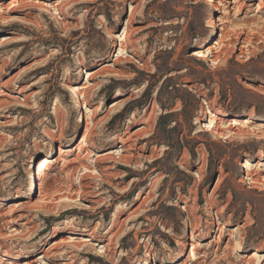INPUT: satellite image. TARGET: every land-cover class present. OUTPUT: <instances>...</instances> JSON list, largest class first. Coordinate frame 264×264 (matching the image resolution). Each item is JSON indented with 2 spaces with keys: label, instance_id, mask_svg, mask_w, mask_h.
<instances>
[{
  "label": "rangeland",
  "instance_id": "obj_1",
  "mask_svg": "<svg viewBox=\"0 0 264 264\" xmlns=\"http://www.w3.org/2000/svg\"><path fill=\"white\" fill-rule=\"evenodd\" d=\"M234 2L0 0V264H264V0Z\"/></svg>",
  "mask_w": 264,
  "mask_h": 264
},
{
  "label": "bare ground",
  "instance_id": "obj_2",
  "mask_svg": "<svg viewBox=\"0 0 264 264\" xmlns=\"http://www.w3.org/2000/svg\"><path fill=\"white\" fill-rule=\"evenodd\" d=\"M207 1L209 2L210 5H213V0H207ZM35 3H37L39 5L41 11H48V13L51 15L52 18H56L57 15L60 14V9H54V10L50 11L49 8L47 7L48 6V3L47 2H38V1H35ZM234 3H237V7H236L237 10L236 11L237 12L241 11V8H242V6H241L242 4H240L241 3V0H235ZM217 21H218L217 26L219 27L218 28L219 31H223L225 29L226 20L220 18ZM22 22L23 21L21 19H17L14 22V24H21ZM25 23H27V22H25ZM128 35H129V30H128L127 27H125L123 37L120 39V46H119V50L117 52L118 55L119 54L121 55L125 51L124 50L125 48H123V47H124V43L127 40ZM222 37H223V35H222V33H220V39L214 40L215 41V44L213 46H210L207 49H197V50H194V52H193V54H191V56L196 57V58H199V59H202V60L204 58L209 57L210 53L212 54V52H213L212 51V48L214 46L219 45L220 43H222L221 42V38ZM241 43L244 44V45H247L248 44V40L247 39H243V41ZM113 56H114L113 53L110 54V57H113ZM218 57L219 56H214L213 55V58L210 60L213 63V65L216 64V61H217ZM106 66H107L106 63H103L101 65V68H105ZM92 74L93 73H89V76L92 75ZM68 90H71V88L68 87ZM112 105L113 106H116L117 103L116 102L115 103L113 102ZM209 113L212 114V112L209 110V108H203L201 110V112H200V116L202 118L200 122L203 123V122H205V120L207 121V117L206 116ZM224 115H225V113L223 111H221V110L216 111L214 114H212V117L209 119V124H204V127H207V129H203L202 131H211V133L213 135H219L220 137L221 136L222 137L225 136V134L222 131L223 128H221L220 127V124H218V123H221V124L223 123V116ZM202 123H200V124H202ZM238 125L241 126V123L238 122L237 120H234V119L231 120V126H233V128H235V126H238ZM233 128H231V127H230V129L228 128L226 130V133H229L230 134V133H233V132H237L236 134L240 135L244 131V130L243 131H240L239 128H235L236 130H234ZM85 133H86L85 134V139H84V137H81L80 138V141L78 142V145H77L78 146V150H81L82 145L84 143H86L87 140H92L96 136V134H94V132H93V130L90 127L89 124H86V126H85ZM258 137H260L261 139L264 138V133H260ZM128 140H129V136L126 137V138L120 137V143L122 144L121 147H124L126 145V143H127ZM64 149H65V146L64 147L62 146L59 149V155H64V152L66 151ZM124 149L122 148V151H125ZM113 153H115L113 150H109V152H106V153H103V154H97V158H99V160H97V161L106 160L107 158H109L108 155H111ZM87 154L89 156H91L92 155V151H89L88 150ZM103 156H106V157H103ZM122 156L125 157V155H122ZM101 157H103V158H101ZM52 160H53L52 157H47V156H44V157H41V158L38 159L37 164H36V169H35L36 172H34L31 175V177H30L31 180H30V184H29L30 185V188H28L26 191H31L33 189L35 180L38 181V183H37L38 184V187L40 186V184H41L40 182H41V179L43 177V171L44 170H48V169L51 168V164L53 163ZM249 166H250L249 161L248 160H245V164L242 167L245 168V170H247ZM84 169L87 171V173L96 174V171L93 168L84 167ZM245 176H246V178H249V174L247 172H245ZM196 181H198V182L201 181V177L199 175H196ZM145 198H146V196H144L142 199L144 200ZM223 223H224V225H226L225 222H223ZM112 226H113V224L111 225V227ZM222 228H224V226ZM85 241L87 242L89 240L86 239ZM102 249H105L106 250V245H103V246L99 247V251L98 252L105 253V251H102ZM251 253H252L251 256L257 255L256 252H251ZM191 254H192V260L195 261L197 259V256H196L195 248L193 246H192ZM182 256H183V251H180L178 253L177 258L179 257L178 259H180V257H182Z\"/></svg>",
  "mask_w": 264,
  "mask_h": 264
}]
</instances>
